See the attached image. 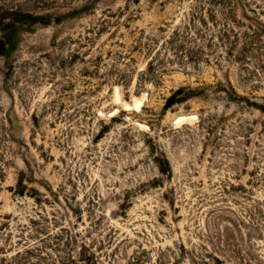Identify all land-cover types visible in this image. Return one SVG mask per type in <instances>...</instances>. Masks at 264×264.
Wrapping results in <instances>:
<instances>
[{"label": "rangeland", "instance_id": "374dc122", "mask_svg": "<svg viewBox=\"0 0 264 264\" xmlns=\"http://www.w3.org/2000/svg\"><path fill=\"white\" fill-rule=\"evenodd\" d=\"M182 31L193 52L166 46ZM16 252L264 264V0H0V264Z\"/></svg>", "mask_w": 264, "mask_h": 264}, {"label": "trees", "instance_id": "16d2710c", "mask_svg": "<svg viewBox=\"0 0 264 264\" xmlns=\"http://www.w3.org/2000/svg\"><path fill=\"white\" fill-rule=\"evenodd\" d=\"M185 37L184 32L182 31V34L180 36H171L167 41H166V46L168 47V49L172 50V51H176V52H193V50L191 49H185V44L183 42V38ZM200 49V47L198 48V50ZM236 93V92H235ZM194 95V90L192 88H188V92L186 91L185 87H180L177 90H175L172 95L167 99V102L165 104V107H171L173 104L184 101L186 99H189L190 97H192ZM239 97L245 98L244 96H241L240 94H236ZM246 100H248L247 98H245ZM167 167L165 166H160V170L161 171H166L168 169H170L169 167V161L166 160L165 161ZM18 187L22 186V180L19 179L18 180ZM19 194L22 193V190L18 191ZM28 251V250H26ZM23 253H30V252H16L15 255L13 257H11L10 259V263L9 264H35L32 260H30L29 258H27ZM23 258V261L21 260H17L18 258ZM74 256H71V258L69 256L67 257H62L60 260H56L55 262H53L52 264H75L76 262H74ZM2 260H4V258H1ZM85 264H99L98 259H92V258H88V259H83ZM90 261V262H89Z\"/></svg>", "mask_w": 264, "mask_h": 264}]
</instances>
